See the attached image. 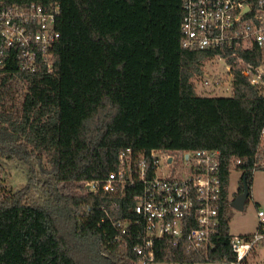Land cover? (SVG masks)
Instances as JSON below:
<instances>
[{
  "label": "trees",
  "instance_id": "trees-1",
  "mask_svg": "<svg viewBox=\"0 0 264 264\" xmlns=\"http://www.w3.org/2000/svg\"><path fill=\"white\" fill-rule=\"evenodd\" d=\"M0 2L60 7L52 68L30 72L9 60L0 69V160L22 161L30 175L26 186L0 196V264H134L143 230L134 223L135 193L85 187L117 170L128 148L137 157L153 149L220 150L223 204L210 259L163 240L155 255L157 263L235 261L230 178L240 171L238 192L245 176L251 194L254 171L264 169V91L233 63L230 95L197 92L206 62L220 50L183 46L184 1ZM240 55L264 59L257 46ZM116 221H130V232L122 235ZM260 247L240 264L264 261Z\"/></svg>",
  "mask_w": 264,
  "mask_h": 264
},
{
  "label": "built area",
  "instance_id": "built-area-1",
  "mask_svg": "<svg viewBox=\"0 0 264 264\" xmlns=\"http://www.w3.org/2000/svg\"><path fill=\"white\" fill-rule=\"evenodd\" d=\"M183 46L188 49L220 50L211 59L226 64L232 88L233 63L243 67L251 83L264 91V59L259 64L246 60L241 50L257 46L264 56V0H183ZM59 5L7 6L0 2V69L9 60L21 69L37 71L52 68L53 49L60 32L56 28ZM233 60V62L229 60ZM205 72L200 79L209 78ZM217 76V75H216ZM217 76L215 83L219 85ZM199 79V80H200ZM197 82L209 84L207 79ZM228 80V79H227ZM264 145V126L260 136ZM264 166V161H263ZM91 192H134V223L143 227L140 241L134 245L139 258L134 264H156L155 245L163 240L173 246L204 252L216 246L215 236L221 223L224 184L219 149L203 148L176 153L153 149L137 157L131 148L121 153V166L105 178L85 181ZM260 223L250 237L236 236L232 247L240 264L252 250L264 243V209L258 207ZM121 234L130 232V221H116ZM260 264H264L262 261Z\"/></svg>",
  "mask_w": 264,
  "mask_h": 264
},
{
  "label": "rangeland",
  "instance_id": "rangeland-1",
  "mask_svg": "<svg viewBox=\"0 0 264 264\" xmlns=\"http://www.w3.org/2000/svg\"><path fill=\"white\" fill-rule=\"evenodd\" d=\"M205 70L209 75L207 79L209 84H205L202 79V83L197 86L198 93L200 95H210V96H228L231 94L232 88L230 87V76L228 75L226 64L221 59L211 60L206 62ZM225 76L224 79H220L222 82L220 85L215 83L217 76ZM228 79V80H227ZM49 168V165H47ZM44 175V174H43ZM47 175V174H46ZM44 175L43 178H46ZM241 172L233 170L230 178L229 190L232 194L233 199L239 193V186L241 184ZM29 165L22 161H12V160H0V196L3 195L4 190L12 189L19 190L27 185L29 181ZM38 188L34 191V196L36 200L40 198L43 190L40 187V183L37 185ZM6 188V189H5ZM258 207L264 209V169H258L254 171L253 182L251 188V194L244 209L232 208L233 217L231 220V233L234 237L239 234L254 233L260 223V218L258 215ZM259 249V260H264V247ZM258 260V263L260 262ZM156 264H171V263H156ZM196 264H219L218 262H199Z\"/></svg>",
  "mask_w": 264,
  "mask_h": 264
},
{
  "label": "water",
  "instance_id": "water-1",
  "mask_svg": "<svg viewBox=\"0 0 264 264\" xmlns=\"http://www.w3.org/2000/svg\"><path fill=\"white\" fill-rule=\"evenodd\" d=\"M250 196V188L246 177H243V191L239 192L237 196L231 201V206L236 209H244L246 201Z\"/></svg>",
  "mask_w": 264,
  "mask_h": 264
},
{
  "label": "crops",
  "instance_id": "crops-1",
  "mask_svg": "<svg viewBox=\"0 0 264 264\" xmlns=\"http://www.w3.org/2000/svg\"><path fill=\"white\" fill-rule=\"evenodd\" d=\"M245 234H249V233H245ZM240 235V234H239Z\"/></svg>",
  "mask_w": 264,
  "mask_h": 264
},
{
  "label": "flooded vegetation",
  "instance_id": "flooded-vegetation-1",
  "mask_svg": "<svg viewBox=\"0 0 264 264\" xmlns=\"http://www.w3.org/2000/svg\"><path fill=\"white\" fill-rule=\"evenodd\" d=\"M236 196H237V195H236ZM236 196H235V197H236Z\"/></svg>",
  "mask_w": 264,
  "mask_h": 264
}]
</instances>
